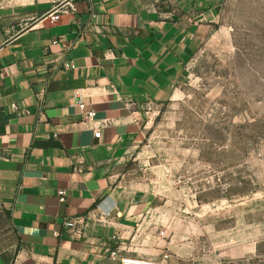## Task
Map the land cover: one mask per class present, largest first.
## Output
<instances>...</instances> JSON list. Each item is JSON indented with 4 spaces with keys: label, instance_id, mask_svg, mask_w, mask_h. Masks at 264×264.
Returning <instances> with one entry per match:
<instances>
[{
    "label": "crops",
    "instance_id": "0c3cea01",
    "mask_svg": "<svg viewBox=\"0 0 264 264\" xmlns=\"http://www.w3.org/2000/svg\"><path fill=\"white\" fill-rule=\"evenodd\" d=\"M226 2L0 0V264L180 263L153 202L113 176L143 140V111L174 99ZM57 5L66 13L52 22Z\"/></svg>",
    "mask_w": 264,
    "mask_h": 264
},
{
    "label": "rangeland",
    "instance_id": "374dc122",
    "mask_svg": "<svg viewBox=\"0 0 264 264\" xmlns=\"http://www.w3.org/2000/svg\"><path fill=\"white\" fill-rule=\"evenodd\" d=\"M224 11L113 176L153 202L179 264H264V0Z\"/></svg>",
    "mask_w": 264,
    "mask_h": 264
},
{
    "label": "built area",
    "instance_id": "2783aa9c",
    "mask_svg": "<svg viewBox=\"0 0 264 264\" xmlns=\"http://www.w3.org/2000/svg\"><path fill=\"white\" fill-rule=\"evenodd\" d=\"M66 11L64 10V7L62 5H57L47 16L50 18L52 22H57L61 19V16L65 14ZM94 17V16H93ZM54 45L58 44V41L53 42ZM64 67L67 69L74 68V65L72 62H67L64 64ZM2 82V77H0V83ZM77 105L79 106L80 110L83 112L84 118L86 120H92L95 116V113L93 111L91 112H85V104L83 100H79L77 102ZM101 134L100 132H95V137L100 138ZM59 199L61 203H65L67 201V194L65 191H59ZM66 228L68 231H73L75 228V222L69 221L65 223ZM163 235V234H162ZM169 256L165 255L161 261H154V260H122L120 264H165L166 260Z\"/></svg>",
    "mask_w": 264,
    "mask_h": 264
}]
</instances>
